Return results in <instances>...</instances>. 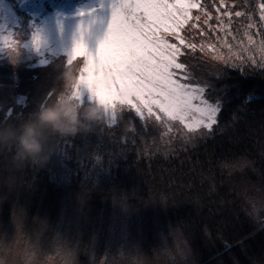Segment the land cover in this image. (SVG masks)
<instances>
[{
  "label": "trees",
  "instance_id": "obj_1",
  "mask_svg": "<svg viewBox=\"0 0 264 264\" xmlns=\"http://www.w3.org/2000/svg\"><path fill=\"white\" fill-rule=\"evenodd\" d=\"M195 1L199 19L182 29L185 67L175 71L182 83L212 85L204 95L221 101L213 129L160 136L158 123L118 105L128 113L105 116L119 130L105 121L76 135L43 130L46 159L0 145V264H110L119 255L127 264H264V69L218 58L264 57V0ZM80 61L0 60V127L19 129L60 90L71 96Z\"/></svg>",
  "mask_w": 264,
  "mask_h": 264
},
{
  "label": "snow or ice",
  "instance_id": "obj_2",
  "mask_svg": "<svg viewBox=\"0 0 264 264\" xmlns=\"http://www.w3.org/2000/svg\"><path fill=\"white\" fill-rule=\"evenodd\" d=\"M198 7L195 0H113L107 31L95 55L87 49L84 26L81 37L73 44L68 62L77 58L83 61L77 74L74 98L82 101L81 86L85 85L113 119L117 106L127 105L141 117L146 111L148 116L155 115L158 120L165 116L179 120L189 131L212 130L221 111L220 99L212 103L210 97L204 98L205 89L212 85L182 83L180 78H174L177 77L175 70L185 67L177 62L181 47L185 45L180 33L191 19L190 10ZM259 8L260 18L264 20V3ZM235 15L241 16V13ZM254 26L248 25L249 28ZM173 38L178 44L169 42ZM248 41L252 42L251 35ZM30 42L37 51L41 48L39 31L31 32ZM0 47L16 49L17 44L11 36H0ZM187 47L195 45L189 43ZM260 50L264 52V41H261ZM218 58L223 59L227 67L245 70L242 64H247L264 69V57L260 61L254 57L244 58L241 63L234 62L231 57ZM221 70L218 69L217 74Z\"/></svg>",
  "mask_w": 264,
  "mask_h": 264
},
{
  "label": "rangeland",
  "instance_id": "obj_3",
  "mask_svg": "<svg viewBox=\"0 0 264 264\" xmlns=\"http://www.w3.org/2000/svg\"><path fill=\"white\" fill-rule=\"evenodd\" d=\"M112 2L113 0H0V36H11V38L16 41V50L21 53L20 59L13 63L9 57V53L13 49L0 47V60L4 62L6 61L9 64H13L17 68L24 67L25 60L33 65H41L47 63L52 58L58 57L59 55H63L68 61L73 44L81 37L82 26L86 28L83 38L86 42L87 49L89 52L95 55L99 42L103 39L105 32L107 31L108 22L111 16ZM20 9L24 10L26 14H22ZM196 10H199V7L190 10L191 19L189 22L191 23H194V18L196 15L198 17L200 15L196 12ZM28 15L30 16V19H27L26 21ZM202 18L204 21H208L206 17L201 16V22ZM204 25H207L209 29L214 30L210 23L208 24L205 22ZM17 28H19V31ZM22 29L24 36L23 39L20 40L19 35H21ZM34 30L39 31L42 37V46L38 51L32 47L30 42L31 32ZM201 30V34L205 32L202 27ZM169 42L178 44L174 38ZM201 51L205 53V48L203 46L201 47ZM256 57L257 56H255V58ZM82 63L83 61H80L78 65L79 70ZM255 66L257 65H253V67ZM79 70H72L71 78L69 75H67L68 79L70 78L69 85L71 84L70 89L72 88L71 92H73V94L71 93V96H68L67 98L68 93H66V90H60L57 99L59 101L70 99L75 102L77 107L80 108L90 106L92 104L101 105L99 101L92 97L91 91L85 85L81 86L82 101L74 98L76 95L74 88L78 82L77 74ZM73 79H75V82L71 83ZM204 98L208 99L205 95ZM209 102L214 103L215 101ZM121 108L122 106L117 107L116 112L123 111L124 113H128L125 110H121ZM106 114L107 112L104 110V118L100 124H105L103 121L107 123L112 121L110 117L108 118L105 116ZM134 114L135 119H139L138 122L142 121L143 123H158V125L162 127L160 136L167 137L172 135L174 132H179L181 133L182 137H184L189 131V129L186 128L185 125L179 120H173L166 116L158 120L156 119L155 115L148 116L146 111L144 117L139 116L136 112H134ZM127 119L129 121H134L130 117ZM181 124L184 127H182ZM110 125L117 127L119 130L118 122H111ZM128 126L129 124H125V126L124 124H121V127H123V129L127 132ZM131 140H135L134 135L128 138V141ZM100 163L102 164L101 168L103 171H107L108 169L118 166L114 165L113 162ZM57 258V256L50 258L47 264H60ZM105 260L106 259L103 258L99 264H105ZM110 264H127V262L122 256L119 255L112 259Z\"/></svg>",
  "mask_w": 264,
  "mask_h": 264
},
{
  "label": "clouds",
  "instance_id": "obj_4",
  "mask_svg": "<svg viewBox=\"0 0 264 264\" xmlns=\"http://www.w3.org/2000/svg\"><path fill=\"white\" fill-rule=\"evenodd\" d=\"M15 63L21 53L13 49L9 53ZM104 118L101 105L92 104L83 108L77 107L74 101L64 99L41 107L32 119L19 129L12 125L0 127V145L12 143L16 152L30 159H46L43 130L59 136L76 135L79 132L95 129Z\"/></svg>",
  "mask_w": 264,
  "mask_h": 264
}]
</instances>
